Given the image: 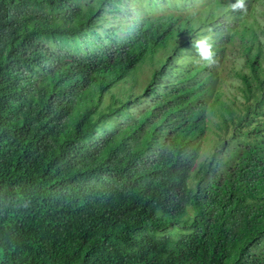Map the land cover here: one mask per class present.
<instances>
[{
	"label": "trees",
	"instance_id": "trees-1",
	"mask_svg": "<svg viewBox=\"0 0 264 264\" xmlns=\"http://www.w3.org/2000/svg\"><path fill=\"white\" fill-rule=\"evenodd\" d=\"M158 4L0 0V264H264L261 57L242 45L231 132L195 170L230 26L208 64L188 47L209 24Z\"/></svg>",
	"mask_w": 264,
	"mask_h": 264
},
{
	"label": "rangeland",
	"instance_id": "rangeland-1",
	"mask_svg": "<svg viewBox=\"0 0 264 264\" xmlns=\"http://www.w3.org/2000/svg\"><path fill=\"white\" fill-rule=\"evenodd\" d=\"M160 0H134L142 11L146 13L158 12L162 6H159ZM209 5L200 6L201 0H164L167 7L174 6L179 9H190V14H195L200 23L205 21L209 25H203L200 31H204V36L210 34L208 26L227 23L230 27L222 33L223 61L221 62L217 79L218 84L215 89L214 97L206 111L205 132L201 139V148L198 158L194 164L195 170L206 162L211 155L212 146L218 137L227 138L229 133L225 134L220 122L223 116V107L236 109L241 99V85L235 74L245 72L242 45L251 47V54H258L261 57L260 70L264 72V0H244L245 7L242 9L238 19L233 18L234 10L232 5L236 0H208ZM198 22H195L196 24ZM201 26V24H197ZM209 31V32H208ZM208 37V36H207ZM211 40H209L210 42ZM217 42V41H216ZM83 47L81 42H78ZM73 45L72 43L70 44ZM188 50H195L194 47H188ZM152 66L149 63L138 65L130 76L131 81H125L112 88L104 96L103 105L108 102L109 95L118 96L120 89H127L129 86H135L134 93H139L146 85Z\"/></svg>",
	"mask_w": 264,
	"mask_h": 264
},
{
	"label": "clouds",
	"instance_id": "clouds-1",
	"mask_svg": "<svg viewBox=\"0 0 264 264\" xmlns=\"http://www.w3.org/2000/svg\"><path fill=\"white\" fill-rule=\"evenodd\" d=\"M245 7L244 0H236V3L232 5L233 10L243 9ZM210 38L207 36H201L192 41V47H194L202 61L208 64L214 63L215 53L213 46L209 43Z\"/></svg>",
	"mask_w": 264,
	"mask_h": 264
}]
</instances>
